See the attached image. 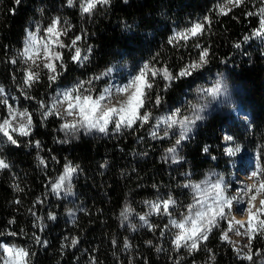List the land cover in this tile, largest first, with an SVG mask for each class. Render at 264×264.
Segmentation results:
<instances>
[{
  "label": "trees",
  "instance_id": "1",
  "mask_svg": "<svg viewBox=\"0 0 264 264\" xmlns=\"http://www.w3.org/2000/svg\"><path fill=\"white\" fill-rule=\"evenodd\" d=\"M222 2L112 0L109 7L98 8L91 17H82L78 3L70 8L66 0H21L19 5L15 0H0V86L6 90L9 102L20 109L27 108L33 119L31 136L20 137V147L0 142V158L11 165L10 170L0 171V233H3L0 241L35 252L32 264H92L93 259L96 264H249L234 251L233 245L240 247L231 232L228 236L232 243L221 240L226 222L213 229L199 251L189 255L183 248L179 252L172 250L171 232L163 238L160 236L168 217L155 214L148 217L150 223L158 226L155 231H150L139 219L149 211L146 202L166 199L168 195L179 202L176 211L179 219L180 213L186 212L192 203V194L181 187L186 173H191L193 182H200L209 174H215L213 179L231 176L233 157L225 155L223 135H231L233 145H239L241 150L256 153L264 150V44L259 40L243 43V36L257 26L258 20L244 15L252 9L251 4L218 16L214 5ZM205 15L211 18L212 24L199 43L209 47L207 69L202 76L197 74L200 78L194 82L181 80L166 93L161 92L164 103L161 108L153 109V114L159 116L175 107L190 114L187 102H198L197 90L211 88L218 74L227 83L229 96L227 101L221 97L207 103L203 112L205 119L197 123L189 134L191 138L182 142L180 163L165 162L175 136L170 133L164 140L153 139L150 125L108 136L95 132L85 135L81 131L69 143H59L65 139V133L60 131L62 120L50 116L41 121L37 101L48 102L57 86L65 87L77 79H86L108 66L119 69L115 74L119 82L126 81L140 64L153 57L154 63L159 62L158 67L167 65L178 72L190 57H195L197 50L191 40L187 47L175 48L168 44V38L174 29L202 21ZM55 16L72 26L68 37L63 38L66 43L71 37L86 33L82 47L91 45L92 56L86 66L79 67L71 62L70 53L65 50L68 69L59 85L49 88L42 74L41 83L30 89V95L36 99L26 100L21 95L23 66L9 61L22 48L26 29H34L37 22L46 27ZM237 42L242 43L240 49L233 46ZM158 84L155 91H160L163 81ZM236 109L238 114L234 113ZM5 115L0 105V117ZM237 115H248V118L243 120ZM173 131L178 135V130ZM35 141L40 142L39 149ZM38 157L45 160L47 168L39 164ZM68 162L79 165L73 178V193L57 198L49 182L62 173ZM17 200L19 204L15 203ZM37 200L44 203L36 204ZM125 206L132 210L127 220L120 216ZM49 213L56 219L49 220ZM34 225H42L43 230ZM130 225H135L136 230ZM8 232L18 235L10 237ZM34 233L41 241H47L46 247L35 242ZM71 238H77L79 243L62 249V244L70 245ZM113 240L117 242L115 246ZM125 240L131 245L129 249L123 247ZM157 247L162 250L157 252ZM252 248L264 251V238L257 237ZM255 259L256 264H261L259 258Z\"/></svg>",
  "mask_w": 264,
  "mask_h": 264
},
{
  "label": "snow or ice",
  "instance_id": "2",
  "mask_svg": "<svg viewBox=\"0 0 264 264\" xmlns=\"http://www.w3.org/2000/svg\"><path fill=\"white\" fill-rule=\"evenodd\" d=\"M111 2L112 0H66L70 8L78 3L82 17L93 16L98 8L109 7ZM15 3L19 5L21 0H15ZM257 3L259 7L256 6ZM247 4H251L252 9L246 10L244 15L246 18L256 17L258 23L249 34L243 36V43L259 40L264 44V0H223L222 3L214 5V10L218 16L229 15L234 8ZM41 12H43L42 9ZM211 24V18L205 15L202 21L190 22L188 27L173 30L167 41L169 45L175 48L187 47L191 40L194 42L192 47L197 50L195 57H190L178 72L170 70L167 65L158 67L159 62L154 63L156 58L153 57L140 64L126 81L119 82L115 80V74L119 69L115 65L108 66L86 79H77L65 87L57 86L53 89L54 94L48 102L37 101L41 121H46L50 116L62 120L60 131L65 133V139L58 141L59 143H69L70 139L78 138L81 131L85 135L95 132L108 136L110 134L119 135L125 131H138L145 125H150V135L153 139L164 140L169 138L170 133L175 136L174 145L167 149L165 162L180 163L183 159L179 155L182 142L189 140L191 138L189 134L193 132L197 123L205 119L203 112L210 100L223 97L227 101L228 85L222 75L218 74L211 88L198 89V102H187L190 114H185L181 107H175L165 114L154 116L153 109L161 108L164 103L161 92L166 93L178 81L189 80V83H192L200 78L197 74L203 75L210 63V51L209 47L199 43V38L210 31ZM71 29L72 26L66 20L62 21L59 16H55L51 18L46 27L37 22L34 29L25 30L22 48L9 62L23 66L21 95L26 100L36 99L30 95V89L41 83L42 74L46 76L49 88H52L54 84L59 85L60 78L68 69L65 50L70 53L73 64L84 67L89 62L93 48L91 45L87 48L82 47L86 33L82 32L71 37L70 42L67 43L63 39L68 37ZM233 46L240 49L242 43L237 42ZM158 81H163V87L160 91H155L159 87ZM0 105L6 111V115L0 117V142L20 147L19 138L31 136L32 113L27 108L20 109L10 103L3 86H0ZM61 108H63V115ZM69 117H74V119L69 120ZM174 129L178 130V135L173 131ZM223 139L226 145L224 148L226 156L233 157L241 151L239 145L232 146L234 138L231 135H225ZM35 147L40 148L39 141H35ZM204 151H208L207 147ZM38 159L39 164L47 168L45 160L39 157ZM5 169L10 170L11 165L4 158H0V171ZM78 171L79 165L66 163L62 173L54 181L49 182L51 192L57 198H61L62 194L72 195L73 178ZM214 175L209 174L204 180L193 182L190 179L191 173L185 174V182L181 184V187L192 194V203L186 212L180 213L179 219L176 218L179 202L172 195H168L166 199L146 202L149 211L139 217L140 221L150 231H155L158 226L150 223L148 217L153 214L168 217L167 224L160 229V236L163 238L171 232L172 250L179 252L183 248L189 255L199 251L213 229L219 228L222 222H226L227 228L221 232V240L232 243L228 236L230 232L238 236H246L248 244L241 248L233 245L237 256L241 260H247L249 264H256L255 258H259L261 264H264V251H254L252 248V243L257 237L264 238V150L256 153L251 170L246 173V179L251 183L241 182L242 187L230 190V185L223 176L213 179ZM15 188L22 191L18 185ZM258 197H261L259 207L255 204ZM15 203L19 204L20 201L17 200ZM43 203V200L36 201V204ZM239 205H244V207H238ZM35 206L34 204L33 208ZM29 211L36 216L35 211L32 209ZM131 211L130 207L125 206L120 216L123 220H127ZM237 214L246 215L247 220L236 219ZM69 215L74 216L75 214L69 212ZM39 219L40 217H37V220ZM48 219L55 220L56 217L49 213ZM34 227L43 230L42 225H34ZM130 227L133 231L136 230L135 225H130ZM173 229L175 231H171ZM7 235L16 237L18 234L8 232ZM33 238L37 244L47 246V241H41L35 233ZM68 239L65 237V240ZM78 243L77 238H71L70 245L62 244L61 248L75 247ZM112 243L115 246L117 242L113 240ZM147 243L151 245L152 242ZM123 247L129 249L131 245L125 240ZM243 248H247L248 251H243ZM161 250L160 247L156 248L157 252ZM34 256L35 252H30L25 247L0 241V264H32ZM92 264H96L94 259Z\"/></svg>",
  "mask_w": 264,
  "mask_h": 264
},
{
  "label": "rangeland",
  "instance_id": "3",
  "mask_svg": "<svg viewBox=\"0 0 264 264\" xmlns=\"http://www.w3.org/2000/svg\"><path fill=\"white\" fill-rule=\"evenodd\" d=\"M61 114L63 115V108L60 109ZM235 114L239 113V110L236 109L234 111ZM243 120H246L248 118V115H237ZM69 120L74 119V117H69ZM15 123V122H13ZM225 135H223L224 137ZM224 142V139H223ZM225 144V142H224ZM234 146V145H232ZM256 152H251L248 150H241L239 153H237L235 156H233V162H232V167H233V173L231 176L226 177L225 181L229 183L230 185V190H235L240 187H242V183H251V181H248L246 179V173L251 170L252 163L255 159ZM261 197H258L257 200L255 201V204L257 207H259V199ZM238 207H244V205H239ZM236 219H241V220H247V216H241L239 214L236 215ZM243 231V229H240ZM232 238L235 240L237 245L241 248L243 245L248 244V239L246 236H238L235 235L234 232H231ZM245 249V248H243Z\"/></svg>",
  "mask_w": 264,
  "mask_h": 264
}]
</instances>
